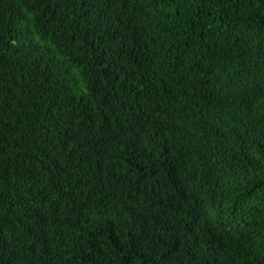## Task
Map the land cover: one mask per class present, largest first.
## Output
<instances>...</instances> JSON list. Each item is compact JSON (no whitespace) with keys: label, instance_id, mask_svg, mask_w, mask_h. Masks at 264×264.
Wrapping results in <instances>:
<instances>
[{"label":"trees","instance_id":"trees-1","mask_svg":"<svg viewBox=\"0 0 264 264\" xmlns=\"http://www.w3.org/2000/svg\"><path fill=\"white\" fill-rule=\"evenodd\" d=\"M0 264H264V0H0Z\"/></svg>","mask_w":264,"mask_h":264}]
</instances>
